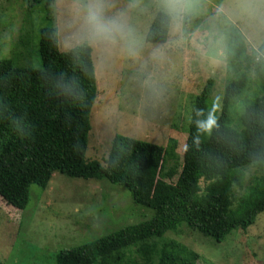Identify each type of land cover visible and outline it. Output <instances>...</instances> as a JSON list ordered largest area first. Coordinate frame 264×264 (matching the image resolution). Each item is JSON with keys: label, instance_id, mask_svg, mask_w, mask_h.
<instances>
[{"label": "rangeland", "instance_id": "374dc122", "mask_svg": "<svg viewBox=\"0 0 264 264\" xmlns=\"http://www.w3.org/2000/svg\"><path fill=\"white\" fill-rule=\"evenodd\" d=\"M94 10L104 22L115 21L119 27L99 31L89 18ZM157 12L171 17L163 45L145 40ZM52 27L60 52L81 43L92 49L97 95L85 156L100 164L116 134L163 147L173 140L178 144L175 160L180 162L194 98L209 79L216 99L222 96L231 27L243 34L245 52L254 59L249 76L264 80L256 72L264 70V65H256V49L264 40V0H0V59H11L17 67L40 68V31ZM261 81L233 100L232 126L259 95ZM172 159L167 167L174 164ZM255 174L253 168L246 172L247 178ZM153 214L134 203L122 186L55 172L46 188L29 187L24 210L0 198V262L55 264L58 252L149 220ZM165 239L196 252V264H264V212L220 242L186 227L158 240Z\"/></svg>", "mask_w": 264, "mask_h": 264}, {"label": "trees", "instance_id": "16d2710c", "mask_svg": "<svg viewBox=\"0 0 264 264\" xmlns=\"http://www.w3.org/2000/svg\"><path fill=\"white\" fill-rule=\"evenodd\" d=\"M170 24L167 13L157 12L146 42L166 44ZM228 31L222 96L216 99L209 79L194 98L179 163L173 140L163 147L119 134L103 164L86 158L97 95L87 43L60 52L56 28H44L40 68L0 59V198L24 210L29 187L44 189L59 172L122 186L134 203L154 213L149 220L58 252L55 264H196V252L175 240L158 239L186 227L220 242L264 212V80L249 76L254 59L245 52L243 34L236 27ZM256 54L261 68L264 40ZM256 72L264 78L263 69ZM254 81L262 83L259 95L232 126L230 106ZM169 158L174 164L167 167ZM250 168L257 174L247 178Z\"/></svg>", "mask_w": 264, "mask_h": 264}, {"label": "clouds", "instance_id": "9594fccd", "mask_svg": "<svg viewBox=\"0 0 264 264\" xmlns=\"http://www.w3.org/2000/svg\"><path fill=\"white\" fill-rule=\"evenodd\" d=\"M89 18L101 32H109L112 30V28L119 27L115 21H109L107 23L104 22L101 18V13L99 10L91 11Z\"/></svg>", "mask_w": 264, "mask_h": 264}]
</instances>
